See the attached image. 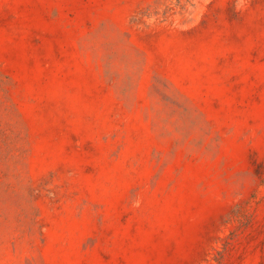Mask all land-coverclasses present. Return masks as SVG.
Returning a JSON list of instances; mask_svg holds the SVG:
<instances>
[{
    "label": "rangeland",
    "instance_id": "374dc122",
    "mask_svg": "<svg viewBox=\"0 0 264 264\" xmlns=\"http://www.w3.org/2000/svg\"><path fill=\"white\" fill-rule=\"evenodd\" d=\"M0 264H264V0H0Z\"/></svg>",
    "mask_w": 264,
    "mask_h": 264
}]
</instances>
